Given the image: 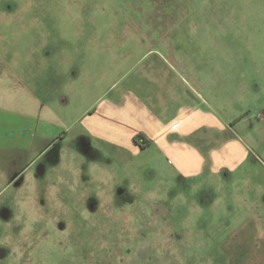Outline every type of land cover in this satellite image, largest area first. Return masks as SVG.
<instances>
[{
	"label": "rangeland",
	"instance_id": "374dc122",
	"mask_svg": "<svg viewBox=\"0 0 264 264\" xmlns=\"http://www.w3.org/2000/svg\"><path fill=\"white\" fill-rule=\"evenodd\" d=\"M193 80L252 149L234 172L88 134ZM3 208L0 264H264V0H0Z\"/></svg>",
	"mask_w": 264,
	"mask_h": 264
},
{
	"label": "crops",
	"instance_id": "0c3cea01",
	"mask_svg": "<svg viewBox=\"0 0 264 264\" xmlns=\"http://www.w3.org/2000/svg\"><path fill=\"white\" fill-rule=\"evenodd\" d=\"M166 72L157 79L160 87L168 80ZM193 81H182L183 86L174 90L166 86L171 91L165 92L164 98L159 95L157 113L144 106L136 95L124 91L117 101L104 102L89 116L87 132L91 137L132 150L155 144L163 154L171 156L174 169L184 178L222 170L232 173L248 159L252 149L233 124L214 113L198 91L200 81ZM168 99L179 104L168 109ZM139 135L146 141L143 146L137 143Z\"/></svg>",
	"mask_w": 264,
	"mask_h": 264
},
{
	"label": "water",
	"instance_id": "95a60500",
	"mask_svg": "<svg viewBox=\"0 0 264 264\" xmlns=\"http://www.w3.org/2000/svg\"><path fill=\"white\" fill-rule=\"evenodd\" d=\"M226 136L229 137L228 134H227ZM8 214H9V211H8L6 208H3V209L1 210V212H0V215H1L2 218H7ZM4 253H5L4 248H2V247L0 246V258L4 255Z\"/></svg>",
	"mask_w": 264,
	"mask_h": 264
},
{
	"label": "flooded vegetation",
	"instance_id": "af4514ba",
	"mask_svg": "<svg viewBox=\"0 0 264 264\" xmlns=\"http://www.w3.org/2000/svg\"><path fill=\"white\" fill-rule=\"evenodd\" d=\"M40 168H41V165H39V170H40Z\"/></svg>",
	"mask_w": 264,
	"mask_h": 264
},
{
	"label": "trees",
	"instance_id": "16d2710c",
	"mask_svg": "<svg viewBox=\"0 0 264 264\" xmlns=\"http://www.w3.org/2000/svg\"><path fill=\"white\" fill-rule=\"evenodd\" d=\"M141 146H143V145H141Z\"/></svg>",
	"mask_w": 264,
	"mask_h": 264
}]
</instances>
